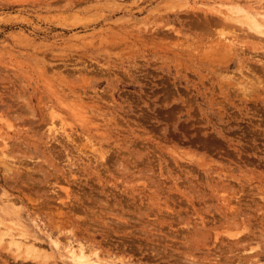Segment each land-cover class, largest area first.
I'll list each match as a JSON object with an SVG mask.
<instances>
[{"label":"rangeland","instance_id":"obj_1","mask_svg":"<svg viewBox=\"0 0 264 264\" xmlns=\"http://www.w3.org/2000/svg\"><path fill=\"white\" fill-rule=\"evenodd\" d=\"M235 3L264 11L0 0V227L45 250L0 264H264V36L210 12Z\"/></svg>","mask_w":264,"mask_h":264},{"label":"bare ground","instance_id":"obj_2","mask_svg":"<svg viewBox=\"0 0 264 264\" xmlns=\"http://www.w3.org/2000/svg\"><path fill=\"white\" fill-rule=\"evenodd\" d=\"M223 9L221 4H218L216 7H211L210 12L221 15L227 20L236 22L241 27H245L247 32L264 36V11H257L253 6L243 7L238 3ZM225 10L228 13H226ZM81 115H78L79 119L83 118ZM60 122H62V120ZM15 231L16 230L10 229L9 227H5V225L4 228L3 226L2 228L0 227V240L5 242L7 247L13 246L18 252H29L34 254L45 252V250H43L44 248L42 249V247L38 246L33 238L24 235L20 231ZM73 242L74 241H68L64 247L66 258L71 259L75 264H100L97 262V253H92L83 243Z\"/></svg>","mask_w":264,"mask_h":264}]
</instances>
